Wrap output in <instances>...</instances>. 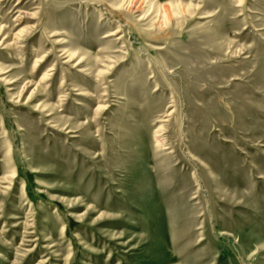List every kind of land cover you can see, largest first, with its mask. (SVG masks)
<instances>
[{
  "label": "rangeland",
  "instance_id": "374dc122",
  "mask_svg": "<svg viewBox=\"0 0 264 264\" xmlns=\"http://www.w3.org/2000/svg\"><path fill=\"white\" fill-rule=\"evenodd\" d=\"M0 264H264V0H0Z\"/></svg>",
  "mask_w": 264,
  "mask_h": 264
},
{
  "label": "bare ground",
  "instance_id": "6f19581e",
  "mask_svg": "<svg viewBox=\"0 0 264 264\" xmlns=\"http://www.w3.org/2000/svg\"><path fill=\"white\" fill-rule=\"evenodd\" d=\"M159 132H160V131H159ZM156 144H157V145H156L155 147H157V146H161V141H159L158 139H156ZM163 173H164V172H163ZM156 174H158V173H156ZM156 174H155V175H156Z\"/></svg>",
  "mask_w": 264,
  "mask_h": 264
}]
</instances>
